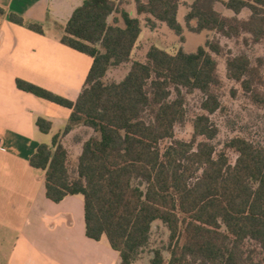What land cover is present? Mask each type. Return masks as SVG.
<instances>
[{
    "label": "trees",
    "instance_id": "trees-1",
    "mask_svg": "<svg viewBox=\"0 0 264 264\" xmlns=\"http://www.w3.org/2000/svg\"><path fill=\"white\" fill-rule=\"evenodd\" d=\"M218 0H193L185 15L195 33L214 31L226 37L247 34L264 45V0H226L223 5L246 19L225 16ZM129 0H83L63 26L60 42L92 58L84 86L72 101L22 79L18 89L71 110L62 135L79 126L93 135L84 140L75 159L58 136L52 145L40 144L29 164L45 171L46 197L54 202L81 194L86 236L106 235L119 253L118 264H133L148 246L153 224L169 233L168 246L151 251L150 264H264L245 258L244 240L255 242L264 256V149L236 137L227 146L237 153L229 163L211 143L217 129L209 119L220 107L212 88L219 83L221 54L216 40L207 39L195 51L181 47L170 53L150 45L142 58L133 59L142 21L122 5ZM136 15L145 24L165 23L183 40L177 20L180 0H133ZM43 34L40 23L24 22L21 15L0 8V16ZM148 15V16H146ZM191 21L195 26H191ZM213 53V54H212ZM254 66L244 53L229 55V78L250 92L249 76L264 67ZM127 71L119 81L104 79L111 68ZM253 99L264 106V80ZM205 95L203 111L192 121L190 141L174 138V127L184 121L183 91ZM41 131L50 123L36 120ZM202 137L201 141H197ZM169 140L163 148L161 142ZM52 147L54 149L52 150ZM73 159V160H72Z\"/></svg>",
    "mask_w": 264,
    "mask_h": 264
},
{
    "label": "crops",
    "instance_id": "crops-1",
    "mask_svg": "<svg viewBox=\"0 0 264 264\" xmlns=\"http://www.w3.org/2000/svg\"><path fill=\"white\" fill-rule=\"evenodd\" d=\"M129 1L122 6L131 16L142 21L135 48L145 31L146 35H156L157 25L161 26L165 35L175 37L176 34L158 20H154L155 27L150 29L145 24V15H136L133 0ZM224 1L218 0L214 5L221 14L241 19L249 16L248 8H243L236 15L223 5ZM82 2L0 0V8L21 15L25 23H40L44 31L43 34L37 33L25 24L9 21L6 15L0 16V139L4 148L0 149V226L16 234L3 264L119 262V253L112 249L106 235L99 240L86 236L83 196L68 195L59 202L48 199L45 171L32 167L28 161L38 145L51 146L54 136H58V142L75 159L81 152L82 142L93 135V131L79 126L62 135L71 110L16 86V79H22L69 100H76L84 86L92 58L64 45L60 38L63 26ZM192 2L180 0L178 6L177 20L182 26L184 39L189 34L201 36L210 32L203 30L195 33L187 28L184 18ZM190 24L195 26L194 21ZM186 43L179 47L193 52L185 48ZM150 45H144L143 53ZM167 51L174 53L177 50ZM38 118L50 123L48 131L39 129L36 124ZM150 257L149 254L147 261L145 257H140L133 264H150Z\"/></svg>",
    "mask_w": 264,
    "mask_h": 264
},
{
    "label": "rangeland",
    "instance_id": "rangeland-1",
    "mask_svg": "<svg viewBox=\"0 0 264 264\" xmlns=\"http://www.w3.org/2000/svg\"><path fill=\"white\" fill-rule=\"evenodd\" d=\"M160 28L161 26L157 25L158 31L156 35H146L145 31L142 39L137 43L136 48H134L132 58H142L144 45L148 46V44L153 43L173 52L184 42H187L184 45L188 51H195V48L203 45L207 39L218 41L222 47V53L218 55L212 54L218 62L217 74L219 83L212 88V91L217 95L220 107L212 114H209L210 122L217 129L211 143L215 146L216 154H219V152L225 153L229 163L232 165L235 163L237 153L234 149L227 146V143L231 139L240 137L264 149V106L258 105L253 99L254 92L262 91L260 80H264V67L258 66V71L249 76L253 81L250 92L245 91L240 82L229 78L225 67V61L229 55H239L241 53L246 54L252 65L256 66L258 63L257 60L264 58V45L254 43L247 34L226 37L214 31H210L201 36L189 34L186 35L185 39L183 37V40H181L178 35H174L176 38L171 34L165 35ZM125 70L122 67L111 68L104 80L106 82L111 80L119 81L125 75ZM183 92L185 95V117L183 122L175 125L174 138L190 141L193 134L192 121L197 115L203 113L200 105L205 95L198 90ZM202 139V137H198L197 141H201ZM169 142V140H165L160 145L163 148ZM15 236V233L0 226L1 264L5 262ZM168 236L169 233L163 225L160 223L153 224L149 244L137 259L145 257L147 261L148 255L153 249L163 250V253L168 258L169 255L165 251L168 246ZM241 250L246 259L250 258L251 260L259 261L264 257L259 246L251 240H244L241 244Z\"/></svg>",
    "mask_w": 264,
    "mask_h": 264
},
{
    "label": "built area",
    "instance_id": "built-area-1",
    "mask_svg": "<svg viewBox=\"0 0 264 264\" xmlns=\"http://www.w3.org/2000/svg\"><path fill=\"white\" fill-rule=\"evenodd\" d=\"M0 149H1V150L4 149L3 146H2V141H1V139H0Z\"/></svg>",
    "mask_w": 264,
    "mask_h": 264
}]
</instances>
